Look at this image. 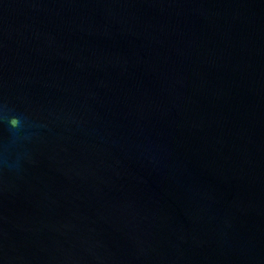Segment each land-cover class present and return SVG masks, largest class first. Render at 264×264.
I'll use <instances>...</instances> for the list:
<instances>
[{"label": "water", "instance_id": "water-1", "mask_svg": "<svg viewBox=\"0 0 264 264\" xmlns=\"http://www.w3.org/2000/svg\"><path fill=\"white\" fill-rule=\"evenodd\" d=\"M0 264H264V0H0Z\"/></svg>", "mask_w": 264, "mask_h": 264}]
</instances>
